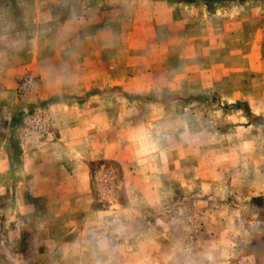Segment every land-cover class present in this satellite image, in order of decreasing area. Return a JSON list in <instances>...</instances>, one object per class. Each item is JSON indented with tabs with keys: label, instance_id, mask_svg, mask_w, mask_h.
<instances>
[{
	"label": "rangeland",
	"instance_id": "374dc122",
	"mask_svg": "<svg viewBox=\"0 0 264 264\" xmlns=\"http://www.w3.org/2000/svg\"><path fill=\"white\" fill-rule=\"evenodd\" d=\"M0 17L35 64L0 95V264H264V0H0ZM93 94L90 209L17 201L19 155L53 136L21 148L22 112L52 122Z\"/></svg>",
	"mask_w": 264,
	"mask_h": 264
},
{
	"label": "crops",
	"instance_id": "0c3cea01",
	"mask_svg": "<svg viewBox=\"0 0 264 264\" xmlns=\"http://www.w3.org/2000/svg\"><path fill=\"white\" fill-rule=\"evenodd\" d=\"M15 47L18 46L0 41V95L6 83H14L20 72L35 65L27 58L17 60L16 51L12 52ZM109 95L103 97L108 98ZM96 97L93 94L85 101L53 108L51 140L39 150L19 155L16 168L18 182L14 190L17 201L21 200L20 194H25L29 204H42L38 207L43 209H61L71 206L75 196L80 195L83 200L81 211L85 213L90 209L91 167L94 161L107 154L99 145V135L94 134L98 128L96 125L92 127L97 129L91 127L93 115L99 113L98 107L93 105ZM44 204L51 205L46 207Z\"/></svg>",
	"mask_w": 264,
	"mask_h": 264
},
{
	"label": "built area",
	"instance_id": "2783aa9c",
	"mask_svg": "<svg viewBox=\"0 0 264 264\" xmlns=\"http://www.w3.org/2000/svg\"><path fill=\"white\" fill-rule=\"evenodd\" d=\"M17 97L24 99L35 91L34 76L24 73L18 78ZM51 116L45 107L34 111L25 110L20 116L18 136L20 146L36 148L48 141L53 134ZM95 197L98 202L111 204L116 199L118 175L116 170L108 165L100 164L95 170Z\"/></svg>",
	"mask_w": 264,
	"mask_h": 264
}]
</instances>
